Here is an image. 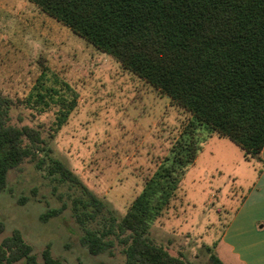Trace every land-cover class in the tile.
Returning <instances> with one entry per match:
<instances>
[{
    "label": "rangeland",
    "instance_id": "obj_1",
    "mask_svg": "<svg viewBox=\"0 0 264 264\" xmlns=\"http://www.w3.org/2000/svg\"><path fill=\"white\" fill-rule=\"evenodd\" d=\"M41 62L50 76L53 72L77 93L76 106L49 142L50 155L71 169L116 217L122 216L145 180L160 164L170 163L171 148L189 114L34 4L0 0V95L25 97L40 74ZM52 120L53 109L39 115L22 106L10 109V123L18 126L46 129ZM194 137L195 159L151 221L149 236L192 264H208L206 247L225 264L224 249L214 246L264 164L262 159L246 160L240 146L205 127L196 128ZM41 156L42 168L25 160L8 173L7 186L0 192V220L5 225L0 240L16 228L39 260L49 244L53 256L66 264H125L117 241L110 251L94 256L80 244L83 231L72 205L75 197L86 198L83 189L49 175L48 159ZM61 206L58 215L40 219L47 209ZM102 221L99 216L87 225L101 226Z\"/></svg>",
    "mask_w": 264,
    "mask_h": 264
},
{
    "label": "trees",
    "instance_id": "obj_2",
    "mask_svg": "<svg viewBox=\"0 0 264 264\" xmlns=\"http://www.w3.org/2000/svg\"><path fill=\"white\" fill-rule=\"evenodd\" d=\"M27 1L168 97L189 119L171 148L170 163L160 164L125 213L116 217L71 169L50 155L49 142L76 106L77 93L53 72L50 76L41 62L40 74L25 97L0 95V192L10 170L25 160L42 168L43 155L49 175L83 189L86 198L73 199L72 215L82 228L79 242L88 254L110 251L117 241L125 264H192L153 242L150 223L166 206L178 176L195 159L196 128L228 138L242 148L246 160H261L264 0ZM20 106L38 115L53 109V120L46 129L10 123L11 107ZM62 210L63 206L49 208L40 219L45 222ZM99 216L101 226L87 225ZM4 229L0 220V234ZM206 249L208 264H224ZM40 257L16 228L0 240V264H66L53 256L49 244Z\"/></svg>",
    "mask_w": 264,
    "mask_h": 264
},
{
    "label": "crops",
    "instance_id": "obj_3",
    "mask_svg": "<svg viewBox=\"0 0 264 264\" xmlns=\"http://www.w3.org/2000/svg\"><path fill=\"white\" fill-rule=\"evenodd\" d=\"M260 156L264 164V147ZM251 236H258L257 242H247ZM219 246L225 264H264V165L214 247ZM257 247L258 257L253 255Z\"/></svg>",
    "mask_w": 264,
    "mask_h": 264
}]
</instances>
